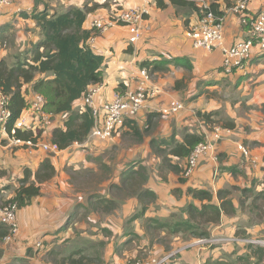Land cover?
I'll list each match as a JSON object with an SVG mask.
<instances>
[{"label":"crops","instance_id":"crops-1","mask_svg":"<svg viewBox=\"0 0 264 264\" xmlns=\"http://www.w3.org/2000/svg\"><path fill=\"white\" fill-rule=\"evenodd\" d=\"M242 1H49L50 10L59 12L71 6L92 8L84 23L89 30H94L95 19H107L118 10L135 6L146 9L139 40L133 42L132 27L120 25L95 30L89 44L104 54L106 62L96 96L98 105L112 100L117 93L135 90L144 62L150 64L145 68L155 89L138 118L127 121L105 145L104 152L103 149L94 152L84 142L53 154L57 174L42 184L40 195L19 208V231L14 240L5 239L9 227L0 222L1 264H117L138 255L143 258L171 255V264H212L248 253L250 245L264 246V51L258 57L256 48L244 68L226 74L221 69L223 48H196L188 35L200 16L192 4L200 9L215 4L224 19L225 48L236 40L253 37L251 25L234 11ZM245 1L242 8L249 17L259 13L264 4V0ZM33 5L34 0H20L5 9L0 18V42L11 46L6 50L0 47V60L13 63L16 55L29 50L40 39L36 21L20 16V12L31 13ZM228 87L249 91L241 96L246 102L241 100L236 110L227 95L223 99L212 97L216 91H226ZM174 98L185 100L186 109L181 112L184 114L162 118L158 108ZM76 103L83 105V99ZM214 107L220 110L218 119L223 121V125L214 124L222 127L223 136L215 149L202 157L189 177L164 166L162 157L152 151V141L171 136L181 141L186 133L212 140L214 127L210 130L203 125L198 112H211ZM64 117H55L39 142L53 143L52 130L63 124ZM211 119L218 120L215 116ZM227 122L235 123L234 127L225 126ZM132 125L140 128V134L132 131ZM1 133L6 142L0 143V188H7L0 192V204H5L15 194L14 188L24 176V169L36 170L52 153L13 144L7 132ZM242 146L249 150L250 157L243 154ZM118 148L125 158L113 160L112 151L117 152ZM172 162L185 164L177 157ZM131 167L146 169L148 178L142 188L153 191L156 199L142 203L137 195L114 187L121 184L122 173ZM106 169L108 176L103 172ZM90 174L99 177L94 184L93 180L83 178ZM189 188L206 189L212 197L197 199L188 192ZM222 190L227 191L223 199L230 200L235 211L223 213L216 223H206L208 237L172 233V227L159 226L163 222L171 225L186 222V207L190 203L198 207L206 203L220 206ZM111 201L117 203L113 209L106 207ZM252 239L258 242L250 243ZM38 242L42 247H37Z\"/></svg>","mask_w":264,"mask_h":264},{"label":"trees","instance_id":"trees-1","mask_svg":"<svg viewBox=\"0 0 264 264\" xmlns=\"http://www.w3.org/2000/svg\"><path fill=\"white\" fill-rule=\"evenodd\" d=\"M49 1L34 0L31 13L20 12V16L31 17L36 21L40 39L29 50L16 55L13 63L8 64L5 59L0 60V89L10 97L11 116L5 126L8 135L22 140H39L46 128L40 125L16 128L15 134L11 133L16 122L28 107L33 94L39 93L46 99L47 110L54 112L56 117L65 116L62 120L63 124L52 130V142L56 143L61 150L75 143L82 144L88 138L94 126V117L87 106L79 105L76 102L84 98L91 85L103 81L106 62L104 54L89 44L90 38L95 33V28L89 30L84 26L92 8L71 6L65 11L59 12L50 10ZM172 1L183 2V0ZM42 3L44 5L40 8ZM192 5L201 16V9ZM210 6L217 14H220L215 8V4ZM149 65L148 62L142 63V66L145 67H149ZM198 115L209 120L213 113L199 111ZM147 124H151V120ZM225 124L231 128L235 123L227 122ZM130 128L134 133L140 134L139 127L132 125ZM204 140V136L200 134L186 133L181 141H177L175 136H171L169 139L153 140L151 145L152 151L162 157L164 166L184 177H189L185 175L188 158L194 147ZM5 142L0 131V143L4 144ZM173 157L183 159L184 166H181L180 162L173 163ZM56 174L52 153L44 158L36 170L24 169V176L17 180V185L14 188L15 194L4 203L16 201L19 210L26 206L34 196L40 195L42 184L54 178ZM147 178L145 168L135 170L131 167L122 173L121 184L114 187L124 190L128 194L137 195L142 203L149 202L156 199V194L142 188ZM6 188L7 186L0 188V192ZM188 192L197 199L204 200L212 197L211 192L203 188H189ZM226 192L219 191V197L222 199L220 206L206 203L198 207L190 203L186 207L188 213L186 222H176L174 225L163 222L159 226L161 228L172 227V233H182L199 238L208 237L206 223H216L221 219L223 213L235 211L232 202L223 199ZM116 206L117 203L111 201L106 207L113 209ZM249 250L247 257L248 259L254 258L253 264L264 260V246L250 245ZM143 257L145 256L138 255L127 260ZM229 263L214 261L212 264Z\"/></svg>","mask_w":264,"mask_h":264},{"label":"built area","instance_id":"built-area-1","mask_svg":"<svg viewBox=\"0 0 264 264\" xmlns=\"http://www.w3.org/2000/svg\"><path fill=\"white\" fill-rule=\"evenodd\" d=\"M20 0H0V18L4 15L7 7ZM245 0L234 11L244 16L243 22L251 25L253 37L243 40H236L229 48L224 47L225 30L224 19L217 14L210 5H204L201 8V16L193 25L188 33L194 47L206 50L223 48L224 63L223 69L227 73H234L236 70L244 68L245 64L255 55L264 51V4L262 9L253 17L244 15L243 6ZM146 9L135 6L118 10L113 16L104 19L97 18L93 21L95 30L104 31L113 26H128L133 28V42L141 38L142 25L145 19ZM141 80L137 88L126 93H117L110 101L97 104L96 96L100 91V84L91 85L84 95L83 102L91 111L94 117V126L91 129L85 143L106 142L110 140L115 133L122 127L127 120L136 119L141 111L145 108L146 102L154 94V87L150 83V76L147 68L139 70ZM10 97L0 89V131L6 132V122L11 116L9 107ZM185 104L178 99H171L168 103L163 104L157 110L164 119L170 118L182 112ZM56 117L54 112L47 110L46 99L42 94L35 93L30 99L28 107L22 113L20 119L16 122L15 127L11 130L15 134L16 128L32 126H48ZM220 128H216L213 133V139H205L198 143L192 150L186 167V176L193 174L195 168L199 165L203 156L215 149V144L221 140L222 133ZM13 144H21L29 148H42L50 153L59 152L56 143H41L33 140H22L9 136ZM243 154L250 156L249 150L242 146ZM18 203L10 201L0 204V222L9 227V233L5 237L7 241H12L18 234L19 227L17 223ZM250 243L258 240H249ZM171 255L161 257L138 258L135 260H126L120 264H171Z\"/></svg>","mask_w":264,"mask_h":264},{"label":"rangeland","instance_id":"rangeland-1","mask_svg":"<svg viewBox=\"0 0 264 264\" xmlns=\"http://www.w3.org/2000/svg\"><path fill=\"white\" fill-rule=\"evenodd\" d=\"M8 8V7H7ZM3 18V17H2ZM5 46H7V47H5ZM11 46V44H8V42H1V48H2V50H6V49H8L9 47ZM1 50V49H0ZM258 57H259V55H257ZM251 61V60H250ZM249 61V62H250ZM237 71V70H236ZM234 72V73H237V72ZM225 72V71H224ZM226 74H230V73H227V72H225ZM236 77H239V74L236 76ZM233 88V87H232ZM232 88H230V87H228V89H226V91L225 90H221V91H219V93L216 91V93H215V95L214 96H212L214 99H223L224 98V95H227V99L230 101V105H233V107H234V109L236 110V107L237 106H240V101L241 100H244V99H242L241 98V96L242 95H247L248 94V92L249 91H243L242 90V87H238L237 89H235V90H232ZM213 92H215V91H213ZM213 92H208V95H212L213 94ZM234 92V93H233ZM234 94V95H233ZM217 97V98H216ZM237 98H239V99H237ZM178 99V98H177ZM178 100H181L184 104L186 103L185 102V100H183V99H178ZM204 100V102H206V98L205 99H203ZM226 100V99H225ZM245 102H246V100H244ZM83 104H84V102H83ZM224 106V105H223ZM223 106H222V108H221V110H224L223 109ZM185 109H186V104H185ZM185 109L182 111V112H184L185 111ZM239 110H241V109H239ZM217 111H220V110H216V108L214 107V109L211 111V112H208L207 111V113H213V115L210 117V119L209 120H206V119H204V118H202V117H200L199 115V117L201 118L200 119V121L203 123V125H205L208 129H210V130H212V128L214 127V124L216 123V124H221V125H223V121H219V115H218V113H217ZM184 113H179V114H177L176 116H174V117H179V116H182ZM140 115V114H139ZM138 115V116H139ZM218 115V116H217ZM213 116H215L218 120H216V119H211ZM138 118V117H137ZM197 125V122H195L194 124H193V126H192V128L193 129H195L196 128V125ZM41 127H46V126H41ZM220 128L221 129V131H222V127L220 126V125H216L215 127H214V133H215V128ZM115 136V135H114ZM113 136V137H114ZM112 137V138H113ZM223 137V136H222ZM111 138V139H112ZM110 139V140H111ZM110 140H108V141H106V142H95V143H86V145L88 146V148H94V152H96V151H101L102 149V151L101 152H104L105 150V145L106 144H108V142L110 141ZM95 147H98V148H95ZM80 149H82V148H80ZM100 153V152H99ZM121 154H123V153H121L120 152V148H118V151L117 152H115V150H113L112 151V159L113 160H120V159H124L125 158V156L124 157H121ZM96 155V154H95ZM99 155H101V156H106V154L105 153H101V154H99ZM125 155H127L126 153H125ZM121 157V158H120ZM250 157V156H249ZM199 166V165H198ZM197 166V167H198ZM196 167V168H197ZM195 168V169H196ZM104 172V175L105 176H108V173H109V170L108 169H106V170H104L103 171ZM191 176V175H190ZM83 178L85 179V178H89V180H93V183L92 184H94L95 183V181L96 180H98L99 179V177H95V175L94 174H90L89 175V177L87 176V175H84L83 176ZM91 184V185H92ZM37 247H42V244H41V242H38L37 243ZM247 254H249V252L248 253H244V254H242V255H236V256H234V258H231V259H229V257L226 259V262H230L229 264H253L254 262H255V260H254V258L253 257H251L250 259H248V257H247ZM241 256V259H239V257ZM126 261V260H125ZM125 261H123V262H125ZM123 262H121V263H123ZM0 264H1V262H0ZM117 264H120V263H117ZM256 264H264V260L262 261V262H259V263H256Z\"/></svg>","mask_w":264,"mask_h":264}]
</instances>
